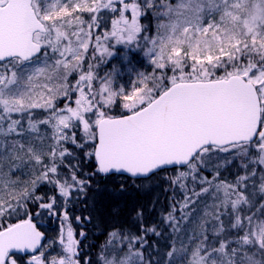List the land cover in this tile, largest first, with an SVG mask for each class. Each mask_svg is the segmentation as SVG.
<instances>
[{
  "label": "snow or ice",
  "instance_id": "1",
  "mask_svg": "<svg viewBox=\"0 0 264 264\" xmlns=\"http://www.w3.org/2000/svg\"><path fill=\"white\" fill-rule=\"evenodd\" d=\"M118 47L151 64L128 89L97 71ZM68 144L89 177L183 196L132 208L92 261ZM0 264H264V0H0Z\"/></svg>",
  "mask_w": 264,
  "mask_h": 264
},
{
  "label": "trees",
  "instance_id": "2",
  "mask_svg": "<svg viewBox=\"0 0 264 264\" xmlns=\"http://www.w3.org/2000/svg\"><path fill=\"white\" fill-rule=\"evenodd\" d=\"M143 22L149 25L154 24L151 16L147 17ZM104 26L105 22L102 27ZM105 27H110L109 18ZM66 147L70 151H74V157L79 158L68 157L66 159H72L74 165L80 164L78 175L79 173H83L80 178L90 180L86 191L79 195V199L74 200L69 205V215L74 231L77 234L80 231H84L87 234L88 240L84 251L89 254L88 259L92 261H95L97 258L99 252L98 246L103 243L105 231L110 229L114 224H120L127 220L132 208L143 207L147 209L148 215L158 222L160 220V216L158 215L159 210L168 208L170 204L179 201L183 196L182 192L178 190L174 191L173 188H170L167 183L160 179L146 186L139 181L134 182L131 178L120 176H112L111 178H102L100 176L89 177L88 173L92 167L91 162L80 157L81 150L76 149L74 145L68 144ZM25 178L26 176H23L21 180ZM121 185L123 186V190L120 188ZM50 187V185H41L37 189V192L41 195L45 192L49 195L56 194L50 191ZM77 216L81 217L82 222L75 220ZM89 216L91 220L83 222V218ZM14 219L7 222H13ZM40 227L42 231H45L47 238H55L60 228L59 218L45 217ZM170 231L169 229L168 232ZM152 242L155 244V240ZM160 244H164V241L161 240ZM90 245H96V247H90Z\"/></svg>",
  "mask_w": 264,
  "mask_h": 264
},
{
  "label": "rangeland",
  "instance_id": "3",
  "mask_svg": "<svg viewBox=\"0 0 264 264\" xmlns=\"http://www.w3.org/2000/svg\"><path fill=\"white\" fill-rule=\"evenodd\" d=\"M83 15L85 18H87L89 14L84 13ZM107 21H108V18L106 17L105 21H104L105 26H106ZM153 22H154V20H153ZM90 51H91V49H90ZM126 52H127V49H120L118 47L117 48V55L114 56L113 58H111L110 60H108L107 62L101 63L99 65L97 71L101 74H105L111 70V67L113 65L119 66L121 69V72L117 78V83L122 85L125 89H128L130 87V82L134 81L136 71H141V72L147 73L151 70V64L142 55H140L139 53H136V54H134V59H133V65H132L133 71L129 72L128 65L125 63H121L122 58ZM118 103L119 102H117V106L114 107V114H117V115L122 111V109L118 106ZM28 171L29 170H27V169L25 170V176L27 175ZM195 215H196V213L193 212V216H195ZM188 223H192L191 219L189 220ZM186 226H187V224H185V227ZM193 226L195 227V225H193Z\"/></svg>",
  "mask_w": 264,
  "mask_h": 264
},
{
  "label": "water",
  "instance_id": "4",
  "mask_svg": "<svg viewBox=\"0 0 264 264\" xmlns=\"http://www.w3.org/2000/svg\"><path fill=\"white\" fill-rule=\"evenodd\" d=\"M120 176L130 178L127 174L120 175Z\"/></svg>",
  "mask_w": 264,
  "mask_h": 264
}]
</instances>
